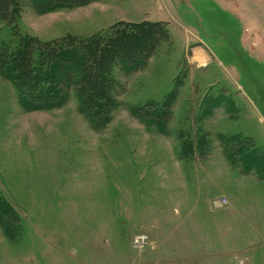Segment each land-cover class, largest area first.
Returning <instances> with one entry per match:
<instances>
[{"label":"rangeland","instance_id":"obj_1","mask_svg":"<svg viewBox=\"0 0 264 264\" xmlns=\"http://www.w3.org/2000/svg\"><path fill=\"white\" fill-rule=\"evenodd\" d=\"M6 1L0 264H264V0ZM95 36L114 108L21 107ZM108 42L155 51L135 71Z\"/></svg>","mask_w":264,"mask_h":264},{"label":"trees","instance_id":"obj_2","mask_svg":"<svg viewBox=\"0 0 264 264\" xmlns=\"http://www.w3.org/2000/svg\"><path fill=\"white\" fill-rule=\"evenodd\" d=\"M103 1V0H70L69 5L73 7H83L89 5L91 3ZM43 5L41 6V11L46 12L50 11L52 5H64V1L57 0L56 2H52L50 0H43L41 2ZM10 8L9 4L6 0H0V22H7L10 16ZM158 24L153 25V28H157ZM137 29V28H136ZM110 31H114V28H110ZM113 32V33H114ZM107 37H97L95 36L90 42L89 46H86V52L90 54H86L84 59H76L72 56L68 55H59L52 54L51 60L53 59L54 73L47 80L50 84V89H42L39 95L43 96V99H40V104L37 105H27L25 101H21L20 105L25 110H43L46 109L44 106L46 105H58L60 102L62 103V97L67 96L69 93H73L80 97L85 103H90L93 97L97 99L104 100L105 107L112 106L114 108L117 104L115 99L118 95L111 96L107 94L102 87L108 86L111 80L106 77L104 80L101 79V71L103 67L101 64H97V59L100 57L103 58L101 54V46L106 41ZM109 43V42H108ZM138 49L135 53L127 55L122 46L107 45L106 53L110 61H115L114 66L118 63L126 64L129 69L138 70L142 67H145L147 62L152 57L155 51V44L152 45H143ZM92 56V59H91ZM107 58V60H108ZM93 60V61H92ZM103 60V59H102ZM108 61L110 64L111 62ZM17 65V71L18 67ZM25 69V70H24ZM109 67H105V72H108ZM104 71V70H103ZM26 72L29 76L32 71H29L27 65H21L18 71V80L24 81V78L21 77V73ZM105 73H103L104 76ZM107 74V73H106ZM105 83V85L101 86L99 83ZM45 81V80H44ZM116 86L113 84L111 86L112 91ZM45 96V98H44ZM53 101H58L56 103H52ZM167 114V113H165Z\"/></svg>","mask_w":264,"mask_h":264},{"label":"built area","instance_id":"obj_3","mask_svg":"<svg viewBox=\"0 0 264 264\" xmlns=\"http://www.w3.org/2000/svg\"><path fill=\"white\" fill-rule=\"evenodd\" d=\"M136 244H137V241H136Z\"/></svg>","mask_w":264,"mask_h":264}]
</instances>
